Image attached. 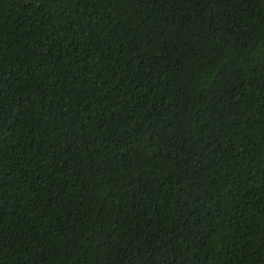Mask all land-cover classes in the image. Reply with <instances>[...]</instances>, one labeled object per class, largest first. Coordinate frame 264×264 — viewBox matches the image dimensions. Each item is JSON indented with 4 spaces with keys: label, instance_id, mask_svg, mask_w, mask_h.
Here are the masks:
<instances>
[{
    "label": "trees",
    "instance_id": "obj_1",
    "mask_svg": "<svg viewBox=\"0 0 264 264\" xmlns=\"http://www.w3.org/2000/svg\"><path fill=\"white\" fill-rule=\"evenodd\" d=\"M0 264H264V0H0Z\"/></svg>",
    "mask_w": 264,
    "mask_h": 264
}]
</instances>
